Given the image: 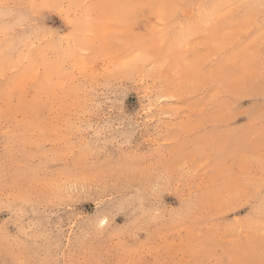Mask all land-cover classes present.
Here are the masks:
<instances>
[{
	"label": "rangeland",
	"instance_id": "rangeland-1",
	"mask_svg": "<svg viewBox=\"0 0 264 264\" xmlns=\"http://www.w3.org/2000/svg\"><path fill=\"white\" fill-rule=\"evenodd\" d=\"M0 264H264V0H0Z\"/></svg>",
	"mask_w": 264,
	"mask_h": 264
}]
</instances>
